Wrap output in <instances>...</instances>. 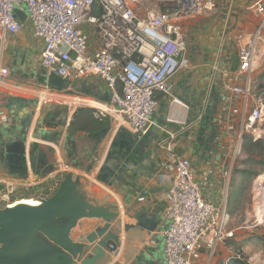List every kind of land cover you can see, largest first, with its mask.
Listing matches in <instances>:
<instances>
[{
    "label": "crops",
    "instance_id": "1",
    "mask_svg": "<svg viewBox=\"0 0 264 264\" xmlns=\"http://www.w3.org/2000/svg\"><path fill=\"white\" fill-rule=\"evenodd\" d=\"M215 1V13L181 23L191 67L170 79L168 95L155 93L154 125L140 138L118 116L102 120L105 127L96 133H71L70 126L87 108L71 112L65 103L52 98L77 96L85 101L81 102L100 108L91 100L108 102L105 85L89 77L68 83L61 91L49 87L48 74L40 64L42 43L32 36L26 19L19 33L7 35L0 43V58L9 69L8 78L0 84V189L4 184L13 185L11 203L36 201L56 190L65 174L78 177L84 198L97 206H114L118 215L111 223L118 236V253H107L96 264H164L163 232L170 227L165 217L169 166L175 160H189L208 201L224 206L230 218L239 213L232 214L231 208L242 179L234 172L227 177L228 167L216 171L215 156L221 152L219 88L223 72L236 68L237 49L255 31L261 15L250 10L258 0ZM16 10L24 12L23 7ZM134 10L139 16L147 11ZM256 48L255 65L259 68L264 38ZM106 95L108 100L104 101ZM172 98L179 102L171 103ZM171 134L175 140L167 149ZM22 150L24 161L14 156ZM52 168L55 171L50 172ZM242 203L240 198L237 208L241 209ZM102 225L97 219H82L71 239L83 243L77 234L90 233ZM226 232L233 235L228 228ZM231 238L214 242L207 237L193 264H231L239 259L233 248L238 239Z\"/></svg>",
    "mask_w": 264,
    "mask_h": 264
},
{
    "label": "built area",
    "instance_id": "2",
    "mask_svg": "<svg viewBox=\"0 0 264 264\" xmlns=\"http://www.w3.org/2000/svg\"><path fill=\"white\" fill-rule=\"evenodd\" d=\"M159 9L144 16L134 10L135 0H0V43L7 35L21 31L16 8L25 6L32 36L42 43L41 67L68 83L94 77L109 93L93 116L120 117L137 137L147 135L157 106L155 93L169 94V81L182 69H190L185 56L187 42L181 23L217 11L215 0H160ZM261 15L255 31L236 53L237 66L224 71L219 88L218 127L220 153L216 171L228 167L242 151L245 137L258 140L264 133V91L256 88L257 45L264 38V0L250 7ZM9 69L0 58V84ZM257 80V79H256ZM179 102L172 98L171 103ZM94 109V108H93ZM175 140L170 135L167 149ZM224 155H223V153ZM224 160L226 164L223 165ZM170 189L165 217L170 227L163 232L164 264H193L202 244L231 238L226 228L230 220L225 207L208 201L201 191L189 160L178 159L169 166ZM0 189V208L12 207L13 185ZM55 189L36 199L49 198ZM117 255L114 243L106 247Z\"/></svg>",
    "mask_w": 264,
    "mask_h": 264
},
{
    "label": "water",
    "instance_id": "3",
    "mask_svg": "<svg viewBox=\"0 0 264 264\" xmlns=\"http://www.w3.org/2000/svg\"><path fill=\"white\" fill-rule=\"evenodd\" d=\"M15 14L22 25L25 13L16 10ZM46 82L57 91L68 85L54 75H47ZM103 100H108L107 95ZM14 156L24 161L23 150ZM80 185L78 177L67 173L49 198L38 200L39 205L0 208V264H96L105 258L107 245L118 244L111 230L116 207L95 205L81 195ZM82 219H97L103 225L77 234L83 243H76L71 232Z\"/></svg>",
    "mask_w": 264,
    "mask_h": 264
},
{
    "label": "rangeland",
    "instance_id": "4",
    "mask_svg": "<svg viewBox=\"0 0 264 264\" xmlns=\"http://www.w3.org/2000/svg\"><path fill=\"white\" fill-rule=\"evenodd\" d=\"M161 3L160 0H135L134 7L144 11L149 9H159ZM21 7L25 9L24 5H21ZM263 55L264 54L261 56L258 55V57L262 58ZM44 72L46 73L45 70ZM263 72L264 57L261 66L258 68L255 75L257 79H255L256 88L260 89V87H262L264 91V79L260 78L259 80V76H261ZM69 98L60 96L53 97L52 99L56 102L65 103L66 107L71 112L76 108L93 109V106L84 103L85 101L79 99L77 96H75V98ZM91 101L100 104V101L98 100ZM95 109L96 108L93 110L95 111ZM260 138L264 141V133ZM247 159L248 155L241 151L235 159L232 173L235 172V170H247L249 172H258L259 176L252 180H245V183H243V206L238 210L239 213L237 215L230 218L227 228L228 230H232L234 237H237L238 239L237 242L233 240L234 243H236V246L233 248H236V252L243 261L247 264H264V181L256 183V180L260 176H264V150L262 151V154H259L256 157L257 163H245ZM238 183L239 180L237 179V184ZM26 198L29 197H25L24 199Z\"/></svg>",
    "mask_w": 264,
    "mask_h": 264
},
{
    "label": "trees",
    "instance_id": "5",
    "mask_svg": "<svg viewBox=\"0 0 264 264\" xmlns=\"http://www.w3.org/2000/svg\"><path fill=\"white\" fill-rule=\"evenodd\" d=\"M264 79V72L259 76V80ZM259 90H263L262 87H260ZM93 110H83L79 117L72 123L70 126V132L76 133V132H84L86 134H92L100 131L103 127H105V123L103 121H98L93 116ZM264 150V141L263 139L253 140L251 137H245L244 143L242 146V151L245 152V154L248 155V159L245 163H252L254 164L256 161V157L259 154H262V151ZM235 175L242 179L241 186L237 190L235 196H234V203L231 208V213L238 211L239 208V202L240 198H242L243 194V183H245V180H252L259 176L258 172H249L247 170H235ZM237 208V209H236ZM230 216V215H229ZM238 254V253H237ZM239 256V255H238ZM231 264H247L243 259L239 257V259L231 260Z\"/></svg>",
    "mask_w": 264,
    "mask_h": 264
},
{
    "label": "bare ground",
    "instance_id": "6",
    "mask_svg": "<svg viewBox=\"0 0 264 264\" xmlns=\"http://www.w3.org/2000/svg\"><path fill=\"white\" fill-rule=\"evenodd\" d=\"M98 109H101V107L98 108ZM262 181H264V176H260L256 180V183H261ZM17 204L37 205V201H35V200H20L16 204H14V206L17 205Z\"/></svg>",
    "mask_w": 264,
    "mask_h": 264
},
{
    "label": "flooded vegetation",
    "instance_id": "7",
    "mask_svg": "<svg viewBox=\"0 0 264 264\" xmlns=\"http://www.w3.org/2000/svg\"><path fill=\"white\" fill-rule=\"evenodd\" d=\"M185 56H186V52H185ZM187 58V57H186ZM188 59V58H187ZM189 60V59H188ZM190 62V61H189ZM190 64H191V62H190Z\"/></svg>",
    "mask_w": 264,
    "mask_h": 264
},
{
    "label": "clouds",
    "instance_id": "8",
    "mask_svg": "<svg viewBox=\"0 0 264 264\" xmlns=\"http://www.w3.org/2000/svg\"><path fill=\"white\" fill-rule=\"evenodd\" d=\"M38 205H39V204H38ZM13 206H14V205H13ZM13 206H12V207H13Z\"/></svg>",
    "mask_w": 264,
    "mask_h": 264
}]
</instances>
